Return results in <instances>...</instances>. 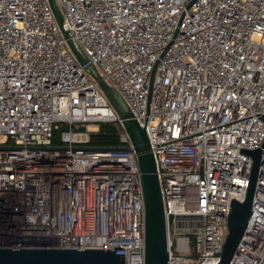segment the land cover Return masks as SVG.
I'll return each instance as SVG.
<instances>
[{
  "label": "built area",
  "instance_id": "obj_1",
  "mask_svg": "<svg viewBox=\"0 0 264 264\" xmlns=\"http://www.w3.org/2000/svg\"><path fill=\"white\" fill-rule=\"evenodd\" d=\"M54 2L147 133L166 264H216L230 199L250 178L244 151L264 143V0ZM101 123L119 125L47 0H0V249L108 250L143 264L135 154L123 130L117 149L89 148ZM55 124L67 127L59 147ZM250 212L228 264H264V147Z\"/></svg>",
  "mask_w": 264,
  "mask_h": 264
},
{
  "label": "water",
  "instance_id": "obj_2",
  "mask_svg": "<svg viewBox=\"0 0 264 264\" xmlns=\"http://www.w3.org/2000/svg\"><path fill=\"white\" fill-rule=\"evenodd\" d=\"M47 3L67 48L76 63L82 67L84 73L94 82L108 102L135 154L142 200L143 264H166L167 251L163 207L147 133L132 118L131 112L121 95L103 81L95 68L87 62L86 58L69 39L67 29L54 0H47ZM152 75L153 69L149 75L148 89L150 88ZM263 147L264 143L260 149L244 151V154L252 159L250 178L243 200L237 202L230 199L225 223L226 236L216 264L229 263L242 237L244 227L251 213L250 204L256 169L260 151ZM0 264H124V261L123 254H114V252L108 250L41 248L0 249Z\"/></svg>",
  "mask_w": 264,
  "mask_h": 264
},
{
  "label": "trees",
  "instance_id": "obj_3",
  "mask_svg": "<svg viewBox=\"0 0 264 264\" xmlns=\"http://www.w3.org/2000/svg\"><path fill=\"white\" fill-rule=\"evenodd\" d=\"M67 127L62 124H55L52 129L50 144L52 147H59L60 133L65 131ZM84 131V127L79 128ZM122 132V128L117 123H101L97 125V130L89 134V148H113L119 145L118 134Z\"/></svg>",
  "mask_w": 264,
  "mask_h": 264
},
{
  "label": "rangeland",
  "instance_id": "obj_4",
  "mask_svg": "<svg viewBox=\"0 0 264 264\" xmlns=\"http://www.w3.org/2000/svg\"><path fill=\"white\" fill-rule=\"evenodd\" d=\"M55 1H56V0H55ZM89 130H90V128H89ZM84 131H85V129H84ZM171 239L174 240V237L172 236ZM174 253H175V252H174ZM175 254H182V253H175ZM185 255H186V254H185Z\"/></svg>",
  "mask_w": 264,
  "mask_h": 264
},
{
  "label": "bare ground",
  "instance_id": "obj_5",
  "mask_svg": "<svg viewBox=\"0 0 264 264\" xmlns=\"http://www.w3.org/2000/svg\"><path fill=\"white\" fill-rule=\"evenodd\" d=\"M90 128V130H92L93 129V127L92 126H88V129ZM80 138H83V137H80Z\"/></svg>",
  "mask_w": 264,
  "mask_h": 264
}]
</instances>
